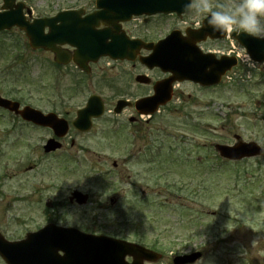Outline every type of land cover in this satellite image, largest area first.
<instances>
[{"label":"rangeland","instance_id":"1","mask_svg":"<svg viewBox=\"0 0 264 264\" xmlns=\"http://www.w3.org/2000/svg\"><path fill=\"white\" fill-rule=\"evenodd\" d=\"M23 1L32 8L33 17L53 15L70 7L92 8L95 3V0ZM212 1L214 5H226L223 17L228 19L232 28L264 29V0ZM158 23L155 18L146 29L157 35L156 29H161L156 25ZM141 24V20H137L128 26L144 29ZM231 44L234 45L233 40ZM237 51L244 56L243 49L237 48ZM247 67L231 71L226 78L229 85L225 91L186 87L192 97L186 100L183 114L189 113L188 120L194 122V128L185 125L180 112L173 110L177 105L175 102L168 110L157 114L151 123V131L164 127L160 130L163 135L159 136L167 140L164 158L175 150L176 139L173 137L177 136L183 146H193L191 160L205 155L215 160L212 172H207L205 165L186 167L174 165L173 160V165L167 168L172 170L167 181L153 178L156 163L154 169L151 168L149 201L153 200L154 204L162 201L164 207L151 206L149 217L165 219V223L172 224L173 228V232L166 233L169 236L161 241L169 249V258L159 264H173L170 253L187 250L202 251V258L195 264H264V203L252 197L256 195L264 199V153L255 158L223 163L214 148L209 146L214 143L234 144L237 134L244 141L259 142L264 149V70L259 67L248 70ZM138 72L139 67H133L131 62L113 61L108 57H104L87 75L71 66L59 68L50 53L31 49L27 37L19 29L0 32V94L44 112L56 111L70 120L91 94L102 95L109 105L118 97L120 89L116 87L120 84L132 83L131 89L134 87L133 92L139 94L141 90L135 84ZM258 99L263 102L262 107L257 103ZM108 126L109 123L97 120L90 132L72 133L71 138L82 145L83 151H78L80 146L71 149L68 143L67 150L47 156L42 150L48 138L46 129L25 125L20 117L0 109V232L7 239H21L28 231L42 227L48 219V212L52 216L68 215L66 220H58L64 223L74 221V224L83 225L82 229L86 231L93 228L97 233L109 234L105 229H114L105 219L118 218L113 213H117L120 207L110 206L109 199L126 196L131 179L127 181L126 176L121 179L113 176L99 183L94 182L93 175L112 168L113 158L119 160L125 174H136L141 170L142 158L124 162V157L129 155L128 143L120 139L114 145L108 132L111 127L104 132ZM158 134L151 136L158 138ZM185 137L190 139L187 145L184 144ZM194 143L209 145L198 147ZM75 153L78 159L73 158ZM194 170L198 175L191 182L187 175L193 174ZM178 171L184 174H177ZM247 172L253 176L247 177ZM165 182L176 185L177 192L158 193L157 189H161ZM138 185L144 186V182L139 180ZM196 186L198 200L195 202V194L185 198L186 193ZM73 188L89 193L90 204L82 208L70 205L68 197ZM179 202H185L187 206H178ZM101 203L106 206L102 207ZM135 210H129V217H145L134 213ZM188 217L195 218V226L182 221ZM147 234L146 238L152 241L157 232L150 227ZM191 234L193 238L189 240L187 237ZM0 264H5L1 258Z\"/></svg>","mask_w":264,"mask_h":264},{"label":"water","instance_id":"2","mask_svg":"<svg viewBox=\"0 0 264 264\" xmlns=\"http://www.w3.org/2000/svg\"><path fill=\"white\" fill-rule=\"evenodd\" d=\"M3 2L0 7V30L18 26L25 31L33 48L42 47L54 51L56 61L62 63L69 62L71 57L63 52L58 44L70 43L77 47L74 61L83 68L86 67L85 62L91 58H99L102 55H110L113 58H134L141 47H149L148 44L140 40L132 42V46L128 47L126 39L116 34V29H120L118 23L120 20H128L133 14H154L180 10V0H97L100 10L85 17L81 16L80 11L67 10L59 12L54 17L35 18L31 21L25 14L26 5L24 2L16 0H3ZM27 12L29 15L32 13L30 8H27ZM100 20L113 28L95 29L94 27L100 24ZM46 27H49V32H45ZM231 34L247 46L255 59H264V38L245 34L237 35L235 32ZM186 53H188V49L183 52V54ZM172 56V58L165 57L161 47L157 45L154 47L153 53L142 60H157L153 64L162 65L167 62L178 67L179 58L176 55ZM184 59L189 62L193 60L189 55H186ZM203 62L204 68L212 64L211 69H215L220 65V61L212 63L209 56ZM235 63L236 60L232 61L229 66ZM198 66H200L198 69L201 70L203 64H198ZM173 71L177 73V71ZM188 77H198L200 80L199 75L194 76V73ZM166 98L167 96L155 95L149 99V105L155 108L159 103L165 102ZM0 106L21 114L26 120L53 127L60 136L64 135L67 130L66 121L55 113L44 114L31 106L20 109L19 102L2 96H0ZM101 112L102 106L98 102L97 96H92L87 106L78 112V118L74 124L82 130H87L91 127V118L98 116ZM59 146L60 143L50 139L46 150L56 149ZM247 148L251 149L252 147L239 146L235 155L237 157L243 155L247 152ZM221 149L226 154L232 155V150L235 148L221 146ZM80 200L82 201V199ZM73 233L78 235H72ZM90 237L92 235L50 224L38 232L29 233L26 239L20 241H8L0 235V254L10 264H100L99 253L95 248H91L92 244H95L92 243L94 239H90ZM83 245L85 246L81 249ZM60 250L64 252L63 256H60ZM84 251L86 252L84 253Z\"/></svg>","mask_w":264,"mask_h":264},{"label":"flooded vegetation","instance_id":"3","mask_svg":"<svg viewBox=\"0 0 264 264\" xmlns=\"http://www.w3.org/2000/svg\"><path fill=\"white\" fill-rule=\"evenodd\" d=\"M217 7V9L215 8ZM181 10L185 11L188 9L189 12H183L182 14H178L176 12H171V13H161V14H156L152 15L149 17L146 16H138L135 17L132 21L124 23L123 27L125 26L126 29V34L131 37V38H142L146 42H157L158 40L166 37L169 33L172 31H176V42L175 46L178 47H185V46H198V48L202 51L203 54H208L212 53V57L210 61L213 63L217 62L218 60L222 59V57H225L226 55H229L230 50H231V37L227 30L223 29L222 25L220 24V21L218 20L217 17L211 16L213 13H217L220 17V20L223 22H226L228 19H225L224 13L227 11L226 5H214V1L212 0H183L181 4ZM220 8L223 10L221 11ZM89 10H86V13L93 11L95 8H86ZM210 17V19H207ZM155 18H158L159 20V26L161 29H156L159 33H151L149 29H132L129 24L133 23L134 21L141 20L142 24L141 26H148L150 25L151 21H154ZM99 28H103V25H100ZM247 29H243L241 31H244ZM138 31V33H137ZM254 32V31H250ZM255 35L264 36V29H258L254 32ZM67 50L70 53H74V48H72L69 45L65 46ZM188 55H190L188 53ZM131 62V61H127ZM100 63V60L95 63H90L91 69L93 71V67L97 64ZM255 67H259L261 70H264V63H253ZM131 65L133 67H139V71L135 75V79L137 80V76L142 74L148 76L147 83L145 82H139L135 81V84L138 86L137 88L141 90L138 92L139 94H136L133 92L132 88V83H126L124 85L120 84V87H116L117 89H120L118 92V97L112 101V105L108 104V101L106 98L103 97V101L105 104V113L98 118V120H102L105 123H109V126L107 129H104V132H106L110 127L111 129L108 131L110 133V137L112 139V143L114 145L118 144V141L120 139H125L128 143V149L129 150V155L127 154L126 157H124V162L128 160H132L134 158L142 157L143 161L146 162L148 161V157H150L151 153V145L153 142L156 141V139H152L151 137V122H152V117L149 116H144V114L140 113L138 108L135 106V102L137 99L149 96L153 93V86L154 83H156L159 80L166 79L167 77L170 76L169 73H164V71L161 68H149L150 66L147 64L142 63L140 60H134L131 62ZM68 66L74 67L76 69L77 66L74 63H70ZM222 69L216 68V70ZM214 70V68H213ZM79 72H83L81 69H78ZM230 71L227 70L223 72V74L220 76V83L218 85L214 84H208V85H201L196 82L192 81H179L176 82L175 88L172 90V96L175 99L176 109L180 112L181 117L184 118V123L187 126H193V121L188 120L190 118L189 113H185V107H186V100L190 99L192 97V94L190 92L186 91V87L191 85L193 87H197L201 90H212L216 87L223 89L224 91L226 90V87L229 85L228 81L226 78L229 76ZM211 78L214 77V75H209ZM147 79V77H142ZM139 79H141L139 77ZM173 85V84H172ZM126 87V89H125ZM189 97V98H187ZM119 99H127L133 102V104H128L118 110L117 107V101ZM172 103V102H171ZM170 103V104H171ZM117 108V110H116ZM169 107L163 106L162 111L168 110ZM185 109V110H184ZM187 119V120H186ZM97 120H94V122ZM163 121V120H161ZM25 124H30V123H25ZM71 124V123H70ZM31 125V124H30ZM38 128V127H36ZM46 129L48 133V140L51 137H55L54 132L51 128H44ZM77 132V133H82L85 134L84 132H81L75 128L70 127L67 135L61 139L63 143L62 151L67 150V144L70 143L69 147L71 149H75L78 146L79 152L83 151L84 149L82 148L81 144H77L76 139L71 138V134ZM90 132V131H89ZM88 133V132H86ZM239 141L241 139L236 136ZM71 138V139H70ZM188 137H185V141L187 140ZM70 139V142H68ZM179 141H182L179 139ZM238 141V142H239ZM60 150V151H61ZM57 152V151H55ZM52 153H46L47 155L53 154ZM73 158L78 159L77 154L75 153L73 155ZM79 158L80 155H79ZM115 159H113V169L107 170V174H112L110 176H113V174H116L114 172L116 169H119V163L114 162ZM121 171V170H120ZM137 174V173H136ZM135 174V175H136ZM145 177H144V186H138L137 180H133L130 185V195L126 197H114L115 202L114 205L118 204L119 199H136V203H141L143 202L144 207L149 203V198H150V186H149V173L144 171ZM133 173H128L127 178L132 179L135 176ZM90 196V195H89ZM111 199V198H110ZM109 199V201H110ZM263 200V198H261ZM123 202V201H122ZM130 203V201H127ZM105 203H101V206H106L104 205ZM71 205L77 206L74 202H71ZM112 205V206H114ZM80 207V206H78ZM51 214V213H49ZM50 217V215L48 216ZM66 218H68V215H65ZM107 220L108 224H111L112 227L114 228L113 230L111 227H107L110 232L109 234H106L110 237L114 238H119L122 240L130 241V242H135L138 243L146 248H149L150 250L160 253L161 254V259L158 261H154L153 259L157 256V254L153 253L151 255H148L149 258L145 260V264H159L166 258H169L167 255V252L169 251L168 248H165L164 244L161 243L162 240L166 239V233H157L155 235V239L152 241H149L146 237H148L147 231L150 230L151 225H162V229H158L157 227H154L151 229L154 230L155 232L158 231H165L168 232L166 229L167 226H171L169 223H165V219H150V218H129V219H122V218H109L105 219ZM98 223L100 222L97 221ZM60 223V222H59ZM62 225L66 226H72V225H77L82 227L83 225L79 224H74V221H67L65 224L60 223ZM95 226L98 227V224ZM102 228V227H101ZM91 232H96L95 229H89ZM193 235H190V238ZM150 242V243H148ZM148 243V244H146ZM194 250H187V251H181L179 253H173L171 252V256L173 257V264H174V257H179L182 256L181 259H179L180 264H195L197 260H192V257H194ZM192 253V254H191ZM190 254V255H188ZM138 256V255H137ZM136 259L138 261V257L134 258L132 255H126L125 261L122 260L123 264H128L134 261ZM4 262V261H3ZM5 263V262H4ZM178 263V264H179ZM6 264V263H5Z\"/></svg>","mask_w":264,"mask_h":264}]
</instances>
